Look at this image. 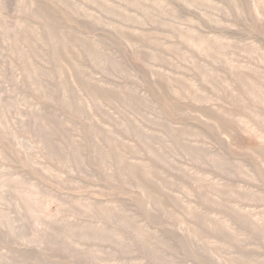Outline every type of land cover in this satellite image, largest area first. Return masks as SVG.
Masks as SVG:
<instances>
[{
	"label": "rangeland",
	"instance_id": "obj_1",
	"mask_svg": "<svg viewBox=\"0 0 264 264\" xmlns=\"http://www.w3.org/2000/svg\"><path fill=\"white\" fill-rule=\"evenodd\" d=\"M0 264H264V0H0Z\"/></svg>",
	"mask_w": 264,
	"mask_h": 264
}]
</instances>
